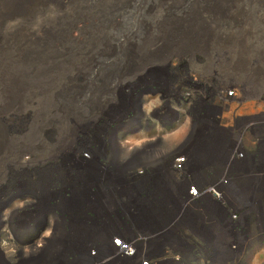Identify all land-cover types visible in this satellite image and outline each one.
<instances>
[{
    "label": "rangeland",
    "instance_id": "1",
    "mask_svg": "<svg viewBox=\"0 0 264 264\" xmlns=\"http://www.w3.org/2000/svg\"><path fill=\"white\" fill-rule=\"evenodd\" d=\"M5 4L0 0V264H53L44 261L48 248L39 239L54 224V264H80L67 250L71 230L84 227L95 236L92 245L115 221L111 241L132 235L141 248H154L168 243L158 234L170 231L172 243L186 249L188 242L189 256L165 248L171 264H264V0H47L8 19ZM99 137L102 144H90ZM112 137L122 149L115 156ZM64 144L106 155L61 157ZM194 151L200 163L215 155L213 165L220 164L204 169L201 181L186 166L196 164ZM176 159L184 160L180 169ZM88 167L94 173L82 174ZM207 178L216 186L207 198L230 215L222 236L203 212L209 234L169 229L164 220L151 226L167 200H183L184 188ZM199 195L189 198L197 203ZM43 214L41 227L20 235ZM244 234L255 236L251 245ZM33 245L36 255H27ZM145 258L170 264L158 253ZM100 264L127 263L106 257Z\"/></svg>",
    "mask_w": 264,
    "mask_h": 264
},
{
    "label": "bare ground",
    "instance_id": "2",
    "mask_svg": "<svg viewBox=\"0 0 264 264\" xmlns=\"http://www.w3.org/2000/svg\"><path fill=\"white\" fill-rule=\"evenodd\" d=\"M46 1L47 0H6V4H5V6H6V9L7 10H5V12H4V17H6L5 19H8V18H11L12 16L14 17V16H17V15H20V16H26V15H29V14H32L33 13V8L34 7H36L37 5H39V4H43V3H46ZM42 7V6H41ZM37 8V7H36ZM69 33V32H68ZM44 34V33H43ZM66 35V34H65ZM46 36H48L47 34H46ZM72 36V35H71ZM230 91V90H229ZM236 92H237V94H238V90L236 91L235 90V93L234 94H230L231 96H233V95H235L237 98H238V96H237V94H236ZM239 95V94H238ZM229 96V95H228ZM140 97L141 96H138L137 97V103L140 101ZM221 98V97H220ZM140 105V104H139ZM140 107V106H139ZM175 118V117H174ZM136 121H137V119L136 120H134V121H131L130 123H129V125L130 124H135L136 123ZM166 123V122H165ZM140 124V123H139ZM99 136V135H98ZM90 140V139H89ZM72 142V141H71ZM104 141L99 137V138H95V139H93V140H90V144L91 145H93V146H96L97 144H102ZM70 145L71 144H68V145H62V146H60L59 147V155L61 156V157H63V156H65V154L67 155V156H69V155H75V156H77L78 154H80L81 152H86V154H89L90 156H92V157H97V156H100V157H102L103 158V156H105L106 154L105 153H102L103 151H98V149H97V147L95 148V149H90V150H86V149H84V150H72L71 149V147H70ZM73 145V144H72ZM109 145H110V151H112L113 152V154H114V156L115 155H117V154H119V152L120 151H122V149H121V147H120V144L118 143V141H117V137H112L111 139H110V142H109ZM63 146H65L64 148H61V147H63ZM125 148V147H124ZM124 148H123V150H124ZM134 148V147H133ZM135 149H136V147H135ZM178 149V148H177ZM180 149V148H179ZM133 150V149H132ZM139 150V149H138ZM126 151V150H125ZM137 151V150H136ZM127 152V151H126ZM131 152V151H130ZM195 152H197V151H194L193 153H192V155L194 156V155H196V153ZM111 153V152H110ZM136 153V152H135ZM149 153V152H148ZM198 153V152H197ZM128 154H129V152H128ZM128 154H126V155H128ZM131 155V154H130ZM197 156H198V154H197ZM201 156V155H200ZM130 157H132V155L130 156ZM71 158V157H70ZM123 158V157H122ZM99 159V158H98ZM126 158H123V161L125 160ZM235 160V158L234 159H232V160H229L230 162L229 163H232V161H234ZM237 160H235V162H236ZM114 162V161H113ZM179 162H181V160H179ZM191 162V161H190ZM194 162V161H193ZM113 165V164H112ZM229 165V164H228ZM66 166V165H65ZM232 167V166H231ZM108 168V167H107ZM112 169V168H111ZM117 169H119L118 167H117ZM73 170H74V172H76L77 173V175H80V173L81 172H79V169H78V171L76 170V169H74L73 168ZM228 170V169H227ZM85 172L87 173H94V171H93V169L92 168H90V167H88V168H85V170H83L82 171V174H85ZM115 172V171H114ZM66 173H67V170H66V167H63V170H61L60 171V175L61 176H65L66 175ZM225 173H226V169L224 170H222V172H221V174H220V176H219V180L220 179H223L224 177V175H225ZM105 174H103L102 176H104ZM140 175V174H139ZM117 177V176H116ZM86 177L84 176V177H78V179H79V182H84L86 179H85ZM104 178V177H103ZM118 179V178H117ZM211 180H212V178H211ZM100 182H102V192H104V196H108V194L109 193H106V192H109L110 191V193L112 194V189L110 188V183H108V184H106L105 183V181H104V179L103 180H101ZM220 183V182H219ZM224 184V183H223ZM199 187V186H198ZM216 187V186H215ZM215 187L213 186V185H210L209 183H208V178H207V183L206 184H203V185H200V187H199V191H200V199H201V202L203 203V202H205V199H207V197H208V192H210V190L209 189H212V188H214L215 189ZM219 187V186H218ZM209 188V189H208ZM232 188L234 189V187L232 186ZM208 189V190H207ZM229 189H231V188H229ZM236 189V188H235ZM144 190V187H142V188H140V190H139V192H142ZM207 190V191H206ZM135 193V192H134ZM195 194V190H193L192 192H191V196H193ZM2 194H0V196H1ZM135 195H136V193H135ZM189 195H190V193H189ZM197 195H198V193H197ZM3 197V196H2ZM120 198V197H119ZM121 199V198H120ZM120 201V200H119ZM75 202V201H74ZM107 202V205H108V207H117L118 206V204H109L108 203V200L106 201ZM81 203V202H80ZM102 203V202H101ZM67 204V203H66ZM82 204V203H81ZM76 205V204H75ZM204 205V204H203ZM242 205V204H241ZM67 206H68V204H67ZM70 207H71V209H73L74 210V205L73 204H71L70 205ZM104 207V206H103ZM159 207V206H158ZM213 207V206H212ZM76 209V208H75ZM80 209V208H79ZM217 207L215 208H213V210H212V212H211V214H210V216H211V219H213V220H215V222H216V226H217V231L219 232V234H220V236H222L223 235V231H222V228L225 226V224H228V223H230V219H229V214L226 212V211H224L223 209H221L220 211H219V214L217 213ZM17 209L16 210H14L13 211V215H15L16 213H17ZM109 212V211H108ZM108 212H107V215H108ZM118 216V215H117ZM141 216V215H140ZM140 216H138V217H136V218H140ZM38 218L36 219V221L34 220L33 222H35L36 224H35V226H29V227H27L25 230H23V231H21L20 232V235L23 233V232H25V231H28V230H31L32 228H34V227H38L39 225H38V223H40V224H42V220H43V218L45 217V215L43 214V215H38L37 216ZM113 223V222H112ZM155 222L153 223V225H151V226H155ZM55 225V224H54ZM54 225H50L49 226V229L47 230V234L46 235H43L42 237H40V239H39V245H41V247H43V248H48V250H47V252L46 251H43V253L45 252V255H46V253H48V259L47 260H44V261H49V262H53V264L54 263H56L54 260V256H53V253L55 252V247H56V240H55V242H53V246H52V244H51V240H53V238H54V235H55V231H54V229H55V227L56 226H54ZM1 226V225H0ZM104 226V225H103ZM2 227V226H1ZM39 227H41V226H39ZM150 227V225H147L146 227L144 226V227H142L141 229H139V230H145V229H148ZM76 226L74 227V229L73 230H71V233H72V239H71V242H72V244H70V247L67 249L69 252H71L72 253V255H74V254H77L78 255V257L76 258L77 260H79V263L80 264H100L101 262H103L104 261V259H105V256H106V254L109 252V251H112V248H111V244H112V242H111V240H108V235L110 236V233H112V231L113 232H115V234L118 232V230H119V226H118V221H115V223L114 224H112L111 226L108 224L107 225V227L106 228H103L98 234H97V236H96V241H94L93 243L94 244H92V245H89V243H88V241L92 238V237H95V236H93V235H91L90 234V236H87V233H86V231H85V229H84V227L82 228V227H79L78 229H77V231H76ZM1 229V228H0ZM4 229V228H3ZM56 230V229H55ZM109 230V231H108ZM4 231V230H3ZM16 231V230H15ZM49 231H51V234L49 235ZM58 231V230H57ZM61 232V231H60ZM78 232H80V234H78L77 235V237H75V235L78 233ZM84 233H86V234H84ZM114 234V235H115ZM18 235H19V233L18 234H16L15 235V237H17L18 238ZM47 235H49V236H47ZM63 235V234H62ZM71 236V235H70ZM57 237V236H56ZM111 237H112V235H111ZM60 238V237H59ZM67 238V237H66ZM68 240V239H67ZM224 244H225V246L227 245V244H230V241H231V238H228V235L225 237V239H224ZM38 242V241H37ZM59 243V242H58ZM61 243V242H60ZM65 243V242H64ZM2 244V243H1ZM37 244V243H36ZM65 246V245H64ZM63 246V247H64ZM93 246H96V248H92L91 249V247H93ZM217 247V246H216ZM219 247V249L220 248H222V247H224V246H218ZM40 248V247H39ZM52 248L54 249V250H52ZM29 249V251L27 250L26 251V253H27V255H31V254H33L34 253V255H36L35 254V252L38 250V248L36 247V246H32V247H30V248H28ZM40 250H42V249H40ZM66 250V251H67ZM2 250H1V248H0V255L2 254V252H1ZM57 251V250H56ZM61 252H64L65 250H64V248H62L61 250H60ZM91 251L93 252V253H95V256H92V254H91ZM38 253H39V251H38ZM60 253V252H59ZM96 253L97 254H99L101 257H100V259H94L95 257H96ZM67 254V253H66ZM11 255V254H10ZM44 255V254H43ZM58 255V254H57ZM64 255V254H63ZM62 255V256H63ZM39 256V255H38ZM56 256V255H55ZM46 257V256H45ZM64 257V256H63ZM94 257V258H93ZM56 258V257H55ZM60 258V257H59ZM75 259V260H76ZM74 260V261H75ZM5 261V260H4ZM57 261V260H56ZM66 261V260H65ZM107 261V260H106ZM77 262V261H76ZM229 262V261H228ZM59 264V263H58ZM78 264V263H77Z\"/></svg>",
    "mask_w": 264,
    "mask_h": 264
},
{
    "label": "crops",
    "instance_id": "3",
    "mask_svg": "<svg viewBox=\"0 0 264 264\" xmlns=\"http://www.w3.org/2000/svg\"><path fill=\"white\" fill-rule=\"evenodd\" d=\"M216 157L215 155H213L212 159L211 157H207L205 159V161L207 159H211L209 162H201L197 160L198 156L197 154L196 155H192L190 156V159L194 160L196 164H192V165H189L187 164L186 166L190 168V172L194 174V176H198L199 180L201 179L200 176L201 174H203V170L204 169H210L212 171H214L215 169L219 168V165H213L212 163V160H214V162L216 163ZM189 165V166H188ZM170 166H171V163H170ZM216 171V170H215ZM197 180V179H196ZM201 181V180H200ZM194 183L199 186L200 183H197L196 181H194ZM200 187V186H199ZM181 196L183 197V200H180L179 201L175 198L172 197V199L169 201V200H165L166 203L160 207V217H154L153 221L155 223L158 222V220H164L170 228H177L180 226V229L181 228H185L187 227V229H191V231L195 232V230L198 229V233H201L203 234V229L205 230L204 233L205 234H209V229L207 230L206 228H203L201 225V220H200V217L202 216V213H204V215H207V217L209 216L210 219H211V212L213 210V208L217 207V203L210 199V198H207L205 200V202H197L193 205H190V206H186L185 204V197L188 196V189L185 190L184 188V191L183 193L181 194ZM170 204V206L168 207V205ZM204 204V205H203ZM213 206V207H212ZM158 209V211H159ZM158 214V213H157ZM183 214H184V218H183ZM208 217V218H209ZM231 223V221H230ZM262 222H255V227H258L259 231H260V226H262ZM254 228V227H253ZM253 228H250L251 230H254ZM160 236H163V239H167L168 240V243H165L164 245L161 244L160 242H156V247L152 248V253H158L159 256H163L162 258H164V256H166V250L165 248H168V249H172L170 250V252L173 254V248H178V249H174V250H177V251H183L185 253V255L189 256L190 255V252H191V249H192V246L190 247V244H187V248L186 249H183L182 248V245H177L175 243H172V241H170V239L172 238L173 234L170 232V231H164L162 234H158ZM243 236H246V234H244ZM249 237V239L247 238ZM228 238H232V235L230 234V232H228ZM245 241L246 239V242L248 244H252L255 240V236L253 234H250V235H247L246 238H243ZM175 252V251H174ZM231 256H230V261L234 260L235 259V255H234V252L231 251ZM256 257V255H254ZM165 259V258H164ZM164 261H167L168 263H172L171 259L167 258L165 259ZM133 264V262L131 263ZM138 264V263H136ZM250 264V263H249Z\"/></svg>",
    "mask_w": 264,
    "mask_h": 264
},
{
    "label": "built area",
    "instance_id": "4",
    "mask_svg": "<svg viewBox=\"0 0 264 264\" xmlns=\"http://www.w3.org/2000/svg\"><path fill=\"white\" fill-rule=\"evenodd\" d=\"M179 160H181V162H179ZM184 162L183 159H176L175 161V169H180L181 165L180 163ZM177 171V170H176ZM199 188V187H198ZM197 186L196 187H190L189 188V192H188V199H186L185 204L186 206H190L193 205L195 203V200L191 199L192 197L198 196L199 195V190H198ZM195 190V194L189 198V196H191V192ZM190 193V195H189ZM198 193V195H197ZM200 197V195H199ZM111 244V248L112 251H109L106 257H109V260H114V261H120V262H126L127 264H131L132 262L136 261V263L138 264H157L156 260H149L146 259L145 256H150V255H154L152 253V248H147V247H143L141 248V241L140 240H135L134 237L131 236H127V237H119L118 239H113ZM95 254V253H94ZM95 256V255H94ZM141 256V257H140ZM143 256V257H142ZM163 256H160L161 260H165V256L164 258H162ZM105 260V259H104Z\"/></svg>",
    "mask_w": 264,
    "mask_h": 264
}]
</instances>
